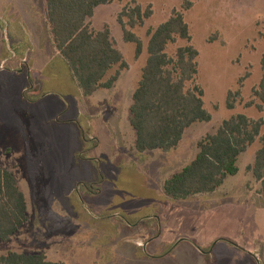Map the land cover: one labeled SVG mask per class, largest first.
<instances>
[{
  "label": "rangeland",
  "instance_id": "obj_1",
  "mask_svg": "<svg viewBox=\"0 0 264 264\" xmlns=\"http://www.w3.org/2000/svg\"><path fill=\"white\" fill-rule=\"evenodd\" d=\"M44 4L0 0V168L13 174L27 204V222L0 242V257L14 252L44 254L60 264H258L255 247L264 264V200L249 170L259 140L239 156L238 174L217 191L177 201L162 190L194 159L197 142L224 121L244 115L264 122V103L253 95L263 73L264 0H113L97 8L89 25L110 30L127 69L113 88L91 96L76 89L60 56L50 58L47 42L38 44ZM135 4L152 10L130 30L142 44L138 58L117 22L123 8ZM173 10L183 13L199 54L190 87L202 90L210 119L186 129L174 150L140 153L129 123L131 98L148 58V33ZM30 37L36 42L25 50ZM185 45L177 39L166 54ZM229 92L235 93L231 110Z\"/></svg>",
  "mask_w": 264,
  "mask_h": 264
},
{
  "label": "trees",
  "instance_id": "obj_2",
  "mask_svg": "<svg viewBox=\"0 0 264 264\" xmlns=\"http://www.w3.org/2000/svg\"><path fill=\"white\" fill-rule=\"evenodd\" d=\"M113 0H46L45 17L55 50L64 59L84 96L100 89H111L127 69L122 54L114 46L110 30L94 31L89 20L100 6ZM190 4L186 3L184 10ZM152 16L151 7H124L117 17L123 40L135 47V58L142 53L140 39L130 30L142 26ZM126 19L127 23L124 22ZM148 58L134 90L129 107V123L135 132L138 152H168L179 145L186 129L197 122L209 121L202 95L195 82L198 52L190 44L189 28L180 11L173 10L167 21L148 33ZM179 39L186 43L173 56L166 54L169 44ZM113 72L111 75L110 72ZM262 78L253 95L264 103V57ZM238 94V93H237ZM235 93H228L227 108L233 109ZM261 109V107H259ZM263 120L236 115L224 121L218 130L197 142L194 159L163 183V193L173 200H186L217 191L228 177L239 172L237 161L256 140L260 148L249 168L259 183L264 198ZM27 222V204L13 174L0 168V242L7 241ZM0 264H60L44 254L9 252Z\"/></svg>",
  "mask_w": 264,
  "mask_h": 264
},
{
  "label": "crops",
  "instance_id": "obj_3",
  "mask_svg": "<svg viewBox=\"0 0 264 264\" xmlns=\"http://www.w3.org/2000/svg\"><path fill=\"white\" fill-rule=\"evenodd\" d=\"M45 4H46V0H45ZM45 4H44V7L42 8V20L40 21V28L42 29V31H41V35H40V37H41V41H39L38 42V44H40L41 42H47V44H48V46H49V48H50V58L52 59L53 58V56H60L59 55V53L55 50V48H54V46H53V43H52V37H51V34H50V32H49V26H48V24H47V21H46V17H45ZM105 6H107V5H105ZM101 7V6H100ZM99 8V7H98ZM35 35V34H34ZM33 35V36H34ZM30 39H31V37H30ZM35 39H36V35H35ZM37 41H38V39H37ZM34 42H36V41H34V39H33V37H32V39L30 40V43L28 44V45H24L23 44V49H25L26 50V48H29L30 46L31 47H33V45H34ZM18 44V43H17ZM61 57V56H60ZM62 58V57H61ZM63 59V58H62ZM64 60V59H63ZM65 62V61H64ZM66 64V63H65ZM14 69H12V70H10V72H12V73H16V67H13ZM66 68L68 69V75H69V77H70V80H71V82L74 84V86H76V89L77 90H80L79 88H78V86H77V83H76V81H75V79L74 80H72L71 79V76H72V74H71V71L69 70V68H68V65L66 64ZM71 75H70V74ZM258 191H259V189H258ZM258 197H260V198H262L263 200H264V198L263 197H261V196H258ZM254 250L252 251L253 252V254L255 255V259H256V261H257V263L259 264L260 262H262L263 261V257L261 258V259H259V255H258V251L257 250H255L256 248L254 247L253 248ZM263 263V262H262Z\"/></svg>",
  "mask_w": 264,
  "mask_h": 264
},
{
  "label": "water",
  "instance_id": "obj_4",
  "mask_svg": "<svg viewBox=\"0 0 264 264\" xmlns=\"http://www.w3.org/2000/svg\"><path fill=\"white\" fill-rule=\"evenodd\" d=\"M196 248V247H195Z\"/></svg>",
  "mask_w": 264,
  "mask_h": 264
}]
</instances>
